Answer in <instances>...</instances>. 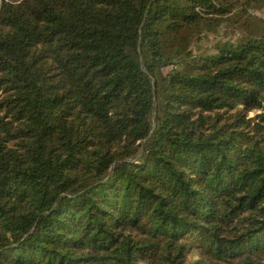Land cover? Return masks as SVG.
<instances>
[{
	"label": "trees",
	"instance_id": "trees-1",
	"mask_svg": "<svg viewBox=\"0 0 264 264\" xmlns=\"http://www.w3.org/2000/svg\"><path fill=\"white\" fill-rule=\"evenodd\" d=\"M252 7L0 0V264H264Z\"/></svg>",
	"mask_w": 264,
	"mask_h": 264
},
{
	"label": "rangeland",
	"instance_id": "rangeland-1",
	"mask_svg": "<svg viewBox=\"0 0 264 264\" xmlns=\"http://www.w3.org/2000/svg\"><path fill=\"white\" fill-rule=\"evenodd\" d=\"M248 11L251 14V20H257L259 17L264 18V8L252 7L249 8ZM233 30L234 29L232 27L223 28L219 34L213 36L212 42H217L220 40H236V36L233 34Z\"/></svg>",
	"mask_w": 264,
	"mask_h": 264
}]
</instances>
